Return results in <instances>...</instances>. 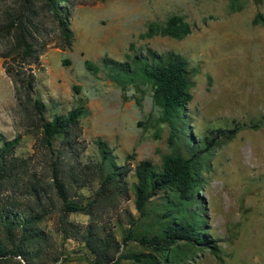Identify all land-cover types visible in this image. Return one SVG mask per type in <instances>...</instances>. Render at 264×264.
Listing matches in <instances>:
<instances>
[{"label": "rangeland", "instance_id": "1", "mask_svg": "<svg viewBox=\"0 0 264 264\" xmlns=\"http://www.w3.org/2000/svg\"><path fill=\"white\" fill-rule=\"evenodd\" d=\"M11 1L0 0V8ZM61 5L72 32L70 47L63 46L45 13L46 35L39 38L37 61L26 72L34 76L32 96L41 99L45 118L84 108L66 139L55 138L49 148L41 142L38 118L17 105L0 58V137H17L13 153L24 161L19 185L9 193L34 205L30 185L36 181L44 189L39 202L45 213L37 223L42 238L30 263L91 264L93 248L104 243L114 257L151 252L138 237L159 229L166 194L150 197L146 214L140 215L133 202L134 167L146 159L158 169L171 151L168 128L158 120L149 85L122 90L110 77L126 53L150 48L179 53L192 69L184 117L194 145L210 129L239 127L229 141L199 154L200 181L187 205L218 255L198 244L188 253L191 258L178 264H264V27L251 22L255 12L264 14V0H66ZM170 15L181 16L190 33L181 39L144 35L150 23L161 26ZM98 141L108 146L117 166L127 169L105 187L107 168ZM52 166L68 199L82 210L61 213ZM119 263L140 264L125 258ZM9 264L29 263L16 256Z\"/></svg>", "mask_w": 264, "mask_h": 264}, {"label": "trees", "instance_id": "2", "mask_svg": "<svg viewBox=\"0 0 264 264\" xmlns=\"http://www.w3.org/2000/svg\"><path fill=\"white\" fill-rule=\"evenodd\" d=\"M63 1L66 0H12L0 8V58L3 70L13 83L17 105L22 109L32 110L37 116L41 142L47 148L55 138L66 139L85 112L82 106L77 105L64 115L54 114L50 119L45 118L41 99L32 96L34 76L30 71L26 72L37 61L39 38L46 35L45 13L55 23L63 46L70 47L72 32L65 19V7L61 5ZM253 1L258 3L260 0ZM251 22L264 27V14L255 12ZM190 30V25L181 16L170 15L161 26L150 23L144 35L164 34L181 39ZM84 64L86 68L95 70L90 62L84 61ZM192 73L188 61L179 53H157L150 48H146L143 54L126 53L123 61L114 63L110 77L122 90L127 85H149L151 101L159 110L158 120L168 128L167 144L171 147V151L161 157L158 169L146 159L139 161L134 167V207L140 215H145L150 197L165 193L166 200L159 215V229H147L138 237V242L151 252L126 253L114 257L104 243L93 248L94 261L91 264L110 261L111 264H120V258L131 259L140 264H178L180 260L191 258L188 253L198 244L209 248L217 257L218 248L207 233L197 229L198 216L190 214L187 205L195 199L194 190L200 181L199 154L229 141L239 127L228 130L210 129L200 145L193 144L192 137L185 130L184 117L185 105L191 99ZM250 126L259 127L256 123ZM17 143V137H0V264H9L16 256L31 264L33 248L42 238L37 223L45 213L39 202L44 189L36 181L30 185L29 195L33 196L34 205L22 203L9 193L19 185L24 170V161L13 153ZM97 144L100 159L107 168L101 181V187H105L125 175L127 169L114 163L110 149L104 142L98 141ZM50 178L54 192L61 202V213L82 210L83 207L75 200L68 199L65 183L53 166Z\"/></svg>", "mask_w": 264, "mask_h": 264}]
</instances>
